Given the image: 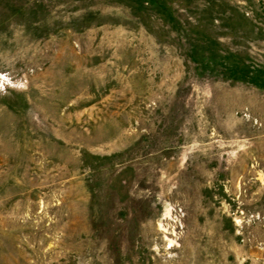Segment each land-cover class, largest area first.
I'll return each mask as SVG.
<instances>
[{
	"label": "rangeland",
	"instance_id": "1",
	"mask_svg": "<svg viewBox=\"0 0 264 264\" xmlns=\"http://www.w3.org/2000/svg\"><path fill=\"white\" fill-rule=\"evenodd\" d=\"M0 264H264V0H0Z\"/></svg>",
	"mask_w": 264,
	"mask_h": 264
}]
</instances>
